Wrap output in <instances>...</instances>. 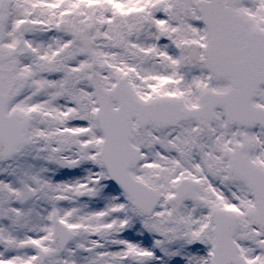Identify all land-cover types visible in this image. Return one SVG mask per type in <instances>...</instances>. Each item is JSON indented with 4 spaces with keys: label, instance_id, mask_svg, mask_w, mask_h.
I'll use <instances>...</instances> for the list:
<instances>
[{
    "label": "snow or ice",
    "instance_id": "obj_1",
    "mask_svg": "<svg viewBox=\"0 0 264 264\" xmlns=\"http://www.w3.org/2000/svg\"><path fill=\"white\" fill-rule=\"evenodd\" d=\"M0 264H264V0H0Z\"/></svg>",
    "mask_w": 264,
    "mask_h": 264
}]
</instances>
